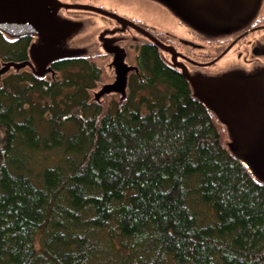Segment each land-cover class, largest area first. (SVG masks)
<instances>
[{
	"label": "trees",
	"instance_id": "obj_1",
	"mask_svg": "<svg viewBox=\"0 0 264 264\" xmlns=\"http://www.w3.org/2000/svg\"><path fill=\"white\" fill-rule=\"evenodd\" d=\"M32 41L0 29V69ZM134 51L111 98L85 54L0 72V264H264V181L181 69Z\"/></svg>",
	"mask_w": 264,
	"mask_h": 264
},
{
	"label": "rangeland",
	"instance_id": "obj_2",
	"mask_svg": "<svg viewBox=\"0 0 264 264\" xmlns=\"http://www.w3.org/2000/svg\"><path fill=\"white\" fill-rule=\"evenodd\" d=\"M56 1L61 5L55 6L52 12L54 20L50 27V33H53L51 40L52 46L60 52H80L93 55L92 58L102 66L105 73L104 80L98 84L96 91L98 93L101 92L99 96L104 95L105 98H111L117 94L124 93L122 89H118L117 93H112V91H115L121 86L119 83L120 78L118 80V75H115L113 60L116 58L115 61L120 62L123 51L119 50V53L116 54V50L111 49V47L119 45L123 48L127 65L133 62L135 56V44H130V42L133 43L130 31L126 30L122 32L117 29L118 23L116 18L118 16L124 17L123 15H127L148 26H151L150 23H155V25L174 31L177 35L187 39H194L195 36L207 39H223L229 36L228 33L252 21L259 12L264 10L256 0H240L238 4L230 6L228 11L227 9L193 2L182 4L181 8L176 7L168 0H158L162 5L169 8L171 11L170 14H165L163 8L155 0ZM77 5H89L91 7L108 10L114 13L115 16L93 8H85ZM42 36V33L36 32L31 45L32 62L39 71L41 70V66L39 65L38 58L46 60L48 53V50H45L41 54L44 45ZM120 39L125 40L122 42L123 46L119 43ZM139 39H145V37L140 35ZM198 40L201 43H205V41ZM217 46V48H222L219 44ZM210 48L213 49V47ZM110 49L111 53H106ZM125 50H128V53ZM34 52L38 55V58ZM237 52L238 49H235V47L230 49L215 66L209 69L210 71H207V68L202 69L198 66L182 64L185 66L188 75L193 78L192 81L194 82H192V85L194 90L197 91L201 85L208 88L210 82L222 74L242 76V79L236 85L239 82L243 83L244 86L246 85L245 91L248 90V84L251 86V82L253 85L259 83L258 79L264 76V67H246L243 59L237 57ZM163 54L169 59L166 52L163 51ZM171 59L176 60V58L173 59V56L169 60ZM120 70H123V65L120 66ZM115 81L117 82L114 86L105 89L101 86L103 82L114 83ZM228 83L231 86L234 85V79L232 78ZM210 106L213 108L212 104ZM216 113L219 114L218 116H220L219 118L227 130V144L236 155L243 157L253 173L264 181L263 165L261 162L252 158L250 154L252 152L251 150L255 148L256 138L251 136L248 140L246 137H242L237 128V125H239L246 130H251L252 135L262 132L264 130V112L260 113L255 109H249L245 115L235 120L237 125L234 123V117H229V115L223 116L219 111Z\"/></svg>",
	"mask_w": 264,
	"mask_h": 264
},
{
	"label": "water",
	"instance_id": "obj_3",
	"mask_svg": "<svg viewBox=\"0 0 264 264\" xmlns=\"http://www.w3.org/2000/svg\"><path fill=\"white\" fill-rule=\"evenodd\" d=\"M57 5L61 4L56 0H0V29L4 30L7 33H11V35H18L23 33H32L36 35V32L42 33L44 45L42 47L43 49L41 48V54L45 52V50H48V53L46 60H43V58H38V55H36V53L34 52L38 58L39 65L41 66L40 71L36 68H34V70L39 74L50 70L47 65L52 59L59 56L76 54L71 52H60L54 49V47L52 46L51 40L53 37V33H50V27L52 26V21L54 22L52 12ZM77 6L93 8L100 12L115 16L114 13L97 7H91L89 5ZM111 49L116 50V54L119 53V50H123L122 48H119L117 46L111 47ZM31 56H33L32 53ZM124 56L125 54L124 52H122L121 61H115L116 58L114 60V64L118 73V80L120 78L119 83L121 84V86L116 90L122 89L123 92L125 91V77L128 70V66L124 62ZM173 59H175V55H173ZM27 63L33 66L30 61L21 63L9 62L0 69V72L9 68L11 65L20 67ZM121 65H123L122 71L120 70ZM179 65L183 74L188 78V80L191 83L194 82L192 81L193 78L188 75L185 66L182 64ZM232 78L234 79V85L231 86L228 81L230 82ZM240 79H242V76H230L228 74H222L221 76L213 79L210 82V86H208V88L204 85H201V87H198L197 91H194L207 105L212 104L216 112L219 111L223 116L229 115V117H234V123L235 125H237V122L235 120L245 115L246 111L249 109H255L260 113L264 112V76L258 79L259 83L255 81L257 83L255 85H253L252 82L251 86H249L248 84V90L246 91V85L244 86L243 83L239 82V84L236 85ZM116 82L117 81H115L114 83L105 84L103 85V87L105 89L107 87L114 86ZM239 87L240 89H238ZM100 94L101 92L97 93V96H99ZM237 128L242 137H246L248 140L251 136L256 138V143L254 145L255 148L251 150L252 152L250 154L256 161L261 162L264 167V130L256 135H252L251 130H246L239 125H237ZM239 157L245 161L243 157Z\"/></svg>",
	"mask_w": 264,
	"mask_h": 264
},
{
	"label": "flooded vegetation",
	"instance_id": "obj_4",
	"mask_svg": "<svg viewBox=\"0 0 264 264\" xmlns=\"http://www.w3.org/2000/svg\"><path fill=\"white\" fill-rule=\"evenodd\" d=\"M158 1V0H155ZM176 7H181L187 2L199 3L201 5H211L221 9L229 10L230 6L236 5L240 0H168ZM259 6L264 8V0H256ZM159 5L163 8L165 14H170V10L165 5L158 1ZM119 16L117 20V29L125 32L130 31L133 43L151 42L156 44L164 57V59L171 63L169 60L175 54V66L182 63L192 66H198L202 69H209L215 66L218 61L233 47L238 49L237 57L243 59L246 67H264V10L249 23L238 27L236 30L228 33L229 36L220 38H204L195 36L194 39H187L177 35L174 31L162 28L155 23H150L151 26L142 24L127 15ZM110 35V34H107ZM140 35L145 39H139ZM106 36V35H105ZM104 36V37H105ZM130 36V35H129ZM153 38V39H151ZM158 40V42L156 41ZM205 41V43H201ZM125 40L120 39V44ZM160 41V42H159ZM162 42V43H161ZM163 45H161V44ZM222 48H217L218 45ZM123 46V45H122ZM237 46V47H236ZM210 47H213L211 49ZM221 50V51H220ZM128 53V50H126ZM163 51L167 53V59ZM105 53V52H101ZM174 65V63H172ZM177 66V67H178ZM230 68V67H229Z\"/></svg>",
	"mask_w": 264,
	"mask_h": 264
}]
</instances>
